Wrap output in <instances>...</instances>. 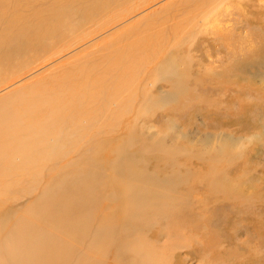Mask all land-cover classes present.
Segmentation results:
<instances>
[{
    "label": "rangeland",
    "instance_id": "1",
    "mask_svg": "<svg viewBox=\"0 0 264 264\" xmlns=\"http://www.w3.org/2000/svg\"><path fill=\"white\" fill-rule=\"evenodd\" d=\"M261 58L264 0H0V221L67 164L93 200L174 184L204 222L141 227L171 230L168 264H264Z\"/></svg>",
    "mask_w": 264,
    "mask_h": 264
},
{
    "label": "bare ground",
    "instance_id": "2",
    "mask_svg": "<svg viewBox=\"0 0 264 264\" xmlns=\"http://www.w3.org/2000/svg\"><path fill=\"white\" fill-rule=\"evenodd\" d=\"M258 62L263 64L264 58ZM52 147L54 146L52 145ZM163 149L166 151L165 148ZM182 150L184 151V149ZM39 154L37 155L39 156ZM170 158L172 157L170 156ZM210 162L212 164L218 162L222 165L221 159L218 158L210 160ZM218 164L214 166L216 167ZM63 166V171L58 172L62 176L56 174L50 178V185L48 186L51 189V192L48 190L51 193L50 200H33L30 203L31 210L28 209L29 207H25V212L20 215L13 214L11 220L0 221V264H116L115 261H113L114 263L107 261L108 258L110 259V254L113 253H119L120 257L123 258L120 260L121 264L125 263L127 256H131L130 259L137 264H168L162 257H166L165 253L169 244L175 243L171 239L172 235L169 232L171 230L168 231V227L163 228L168 235L165 240L159 239L162 230L155 231L157 232L156 238H151L146 234L143 237L142 230L140 231L141 227L150 224H153L154 227L156 223L153 222L159 224L158 222L161 220L156 218V215L162 216V220L177 217L183 223L197 224L198 221L200 226L204 222L202 220L204 216L194 212L191 204L185 202L174 206V200H164V198L167 199L169 192L165 190L166 187H159L160 180H156L155 184H149V187L144 183V189L130 187L123 194L122 192L109 194L113 200H93L94 196L91 194H94L95 191L94 176L91 178L82 177L86 175V172L81 168L82 171H78L79 173L71 174L70 172L67 176V178L69 177L67 182L59 185L64 182L62 181L63 174L67 170L65 168H68L67 164ZM73 167L76 166L73 164ZM129 170L126 173H129ZM166 180L167 182L172 181L170 178ZM164 182L163 184L166 185L167 183ZM153 185L156 189L153 188ZM171 186L174 187V184L167 186V188ZM57 188L58 190H56ZM154 197L161 198V200H154ZM175 204L177 205V203ZM171 207H173V211L167 212ZM113 218L118 221V225L112 224ZM181 234L173 235L180 237ZM190 240L193 241V239ZM179 242L183 245L186 241L179 239ZM204 261L206 262V259Z\"/></svg>",
    "mask_w": 264,
    "mask_h": 264
}]
</instances>
